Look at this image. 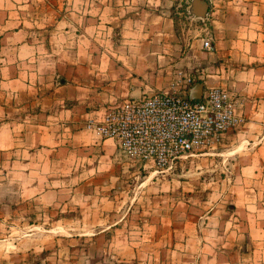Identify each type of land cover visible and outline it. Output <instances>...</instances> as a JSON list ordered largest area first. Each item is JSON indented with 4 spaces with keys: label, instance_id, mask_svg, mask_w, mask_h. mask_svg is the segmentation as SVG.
Wrapping results in <instances>:
<instances>
[{
    "label": "crops",
    "instance_id": "1",
    "mask_svg": "<svg viewBox=\"0 0 264 264\" xmlns=\"http://www.w3.org/2000/svg\"><path fill=\"white\" fill-rule=\"evenodd\" d=\"M197 85L245 121L182 171L87 127ZM0 264H264V0H0Z\"/></svg>",
    "mask_w": 264,
    "mask_h": 264
},
{
    "label": "built area",
    "instance_id": "2",
    "mask_svg": "<svg viewBox=\"0 0 264 264\" xmlns=\"http://www.w3.org/2000/svg\"><path fill=\"white\" fill-rule=\"evenodd\" d=\"M205 48L213 49L211 39L205 41ZM244 121L232 92L211 87L200 99L157 92L128 100L109 108L102 120L91 119L87 127L99 138L113 139L131 162H153L159 172L196 151L217 147L227 132Z\"/></svg>",
    "mask_w": 264,
    "mask_h": 264
},
{
    "label": "rangeland",
    "instance_id": "3",
    "mask_svg": "<svg viewBox=\"0 0 264 264\" xmlns=\"http://www.w3.org/2000/svg\"><path fill=\"white\" fill-rule=\"evenodd\" d=\"M207 151H208V150H207ZM196 152L201 153L200 151H196ZM195 158H198V157H190L188 160H186V161L183 162L184 164H181L182 162H177V163L175 164V166L178 168L177 171H182L183 167H189V165L194 164V162H192V161H193ZM129 162H131V161L129 160ZM136 164L140 165L141 168H142V171H143V170H144V169H143L144 166H148V168H149V166L152 165L153 162H148V163H146V164H142V163L137 162ZM147 164H148V165H147ZM153 166H154V165H153ZM145 174H147V173H146L145 171H143V175H145ZM143 179H144V178H143Z\"/></svg>",
    "mask_w": 264,
    "mask_h": 264
},
{
    "label": "water",
    "instance_id": "4",
    "mask_svg": "<svg viewBox=\"0 0 264 264\" xmlns=\"http://www.w3.org/2000/svg\"><path fill=\"white\" fill-rule=\"evenodd\" d=\"M204 2V6L205 8L202 9V13H205L207 11V3L206 1ZM203 95V86L202 85H197L195 86V88L193 89L192 93H191V98L193 99H200Z\"/></svg>",
    "mask_w": 264,
    "mask_h": 264
}]
</instances>
